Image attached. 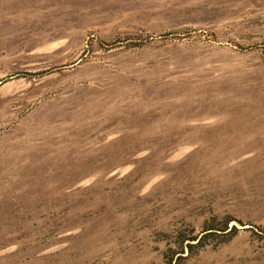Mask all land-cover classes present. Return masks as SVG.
Returning <instances> with one entry per match:
<instances>
[{"label":"rangeland","instance_id":"1","mask_svg":"<svg viewBox=\"0 0 264 264\" xmlns=\"http://www.w3.org/2000/svg\"><path fill=\"white\" fill-rule=\"evenodd\" d=\"M0 264H264V0H0Z\"/></svg>","mask_w":264,"mask_h":264},{"label":"trees","instance_id":"2","mask_svg":"<svg viewBox=\"0 0 264 264\" xmlns=\"http://www.w3.org/2000/svg\"><path fill=\"white\" fill-rule=\"evenodd\" d=\"M234 229H237L236 227H234Z\"/></svg>","mask_w":264,"mask_h":264}]
</instances>
